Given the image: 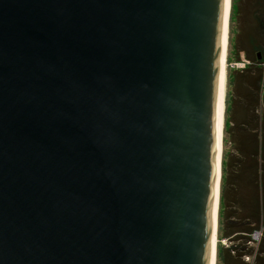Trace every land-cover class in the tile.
I'll return each instance as SVG.
<instances>
[{
  "label": "water",
  "instance_id": "95a60500",
  "mask_svg": "<svg viewBox=\"0 0 264 264\" xmlns=\"http://www.w3.org/2000/svg\"><path fill=\"white\" fill-rule=\"evenodd\" d=\"M224 11L0 0V264H211Z\"/></svg>",
  "mask_w": 264,
  "mask_h": 264
},
{
  "label": "trees",
  "instance_id": "16d2710c",
  "mask_svg": "<svg viewBox=\"0 0 264 264\" xmlns=\"http://www.w3.org/2000/svg\"><path fill=\"white\" fill-rule=\"evenodd\" d=\"M251 5L260 30L258 31L257 27L258 37L249 39V47L255 54L253 57L246 55V61L254 63L258 74L254 78H247L252 87L242 98L247 100L251 113H254L258 105L260 86L264 82V50L261 46L264 42V0H252ZM236 9L234 4L232 10ZM244 51L241 49L237 52L235 62L242 61L239 55ZM227 61L229 62V59ZM250 67L251 65L244 70H234L239 74L233 75L231 81L238 83V79L244 78V73H247ZM241 126L249 129L242 130ZM233 127L231 121L226 120V133L228 131L230 135ZM238 130L246 132L242 139L228 140L236 155L231 154L232 160L228 159L230 154H225L226 158L221 159L216 264H248L246 257L251 258L249 264H264V136L261 133L263 119L253 114L240 125L235 124L234 131ZM259 231L260 239L256 243L255 253L252 254L253 247H249L251 235ZM221 241H226V246L222 245Z\"/></svg>",
  "mask_w": 264,
  "mask_h": 264
},
{
  "label": "rangeland",
  "instance_id": "374dc122",
  "mask_svg": "<svg viewBox=\"0 0 264 264\" xmlns=\"http://www.w3.org/2000/svg\"><path fill=\"white\" fill-rule=\"evenodd\" d=\"M237 7L236 11L232 10V6ZM252 0H230V14H229V22H228V47L226 53V67H225V108H224V117L222 124V140H221V159L225 157V154H230L229 158L232 160V155L235 156L236 153L231 150L232 146H230L229 141L232 138H237L239 140L242 139V135L246 132H242L240 130L234 131L235 124L242 123L243 121H247L248 118L256 114V116L260 119H263V130L262 135L264 136V82L261 84V90L258 100L257 108L254 113H251V106L245 101L242 97L249 92L250 87L252 85L248 82L247 78H254L257 76L258 71L253 62H248L245 67L250 66V70L244 73L246 76L244 78L238 79V83H233L231 78L233 75H237L236 69L232 67V64L235 63V56L239 50H245L243 53H240V60L246 61V55L253 57L255 54L249 47V39L253 37H258L257 35V27L258 20L256 19V15L252 8ZM264 16H262V20ZM260 27L258 28V31ZM261 43V42H260ZM262 49L264 50V42H262ZM229 59V62L227 61ZM250 61V60H249ZM247 62V61H246ZM256 64V63H255ZM253 65V66H252ZM244 67V68H245ZM264 68V65H263ZM239 70V69H238ZM242 70V69H240ZM244 70V69H243ZM261 97V98H260ZM246 108V109H245ZM247 110V112H246ZM228 120L231 121V125L234 126L233 130H231L230 135L225 128V122ZM260 123V122H259ZM247 128V127H246ZM244 126H241L242 130L246 129ZM249 129V128H247ZM236 136V137H235ZM232 154V155H231ZM226 158V157H225ZM219 208V205H218ZM260 232V231H259ZM222 245L224 242H220ZM217 237H216V247L217 249ZM238 243L236 242L235 245ZM248 246V245H247ZM249 247H253L252 254L255 253L256 244H251ZM251 258L248 260V264ZM215 263H216V250H215ZM214 263V264H215Z\"/></svg>",
  "mask_w": 264,
  "mask_h": 264
},
{
  "label": "bare ground",
  "instance_id": "6f19581e",
  "mask_svg": "<svg viewBox=\"0 0 264 264\" xmlns=\"http://www.w3.org/2000/svg\"><path fill=\"white\" fill-rule=\"evenodd\" d=\"M229 14H230V0H225V11H224V21H223V31H222V48H221L222 50H221V56H220V73H219L217 104H216V138H217L218 171H217V176H216V198L214 201V216L217 214L218 205H219L217 190L219 189L218 183L220 179V175H219L220 165L219 164L221 162L222 124H223L224 108H225V105H224L225 103V82H226L225 67H226V53H227V47H228ZM216 237H217V231H216V223H215L213 238H212L211 264L215 263Z\"/></svg>",
  "mask_w": 264,
  "mask_h": 264
},
{
  "label": "built area",
  "instance_id": "2783aa9c",
  "mask_svg": "<svg viewBox=\"0 0 264 264\" xmlns=\"http://www.w3.org/2000/svg\"><path fill=\"white\" fill-rule=\"evenodd\" d=\"M244 63L246 65L248 62L244 60H242L241 62H235L234 64H232V67L236 70L244 69L245 67ZM259 239H260V232H253V234L251 235V241L249 242V244H256L258 243ZM222 242H224L223 245L226 246V241H222ZM245 260L248 261L249 258L246 257Z\"/></svg>",
  "mask_w": 264,
  "mask_h": 264
}]
</instances>
